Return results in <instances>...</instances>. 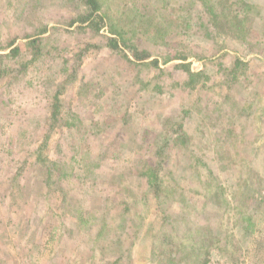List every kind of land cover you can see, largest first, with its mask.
<instances>
[{"label":"rangeland","instance_id":"1","mask_svg":"<svg viewBox=\"0 0 264 264\" xmlns=\"http://www.w3.org/2000/svg\"><path fill=\"white\" fill-rule=\"evenodd\" d=\"M181 1L103 0L125 29L143 37L150 27L140 47L150 57L138 62L128 50L131 65L108 48V23L78 28L79 0H0V54L47 28V46L68 52L77 78L63 96L77 116L55 128L49 95L69 75L0 82V264L264 261V0H221L217 18ZM165 22L173 26L163 39ZM180 64L207 73L206 87L176 89L187 77ZM182 134L192 140L174 143ZM41 151L62 169L57 184ZM162 151L165 187L187 189L160 203L139 173ZM78 210L90 223L65 219Z\"/></svg>","mask_w":264,"mask_h":264},{"label":"trees","instance_id":"2","mask_svg":"<svg viewBox=\"0 0 264 264\" xmlns=\"http://www.w3.org/2000/svg\"><path fill=\"white\" fill-rule=\"evenodd\" d=\"M86 8L84 13L79 15V21L80 26L78 28L83 30L92 29L96 32L101 31V29L107 25L109 27V32L111 36H107L106 42L108 48L111 49L112 52L115 54L120 55L122 58L126 59L128 63L133 65L134 62L129 60L127 57V52H131L134 56V60L136 61H145L150 57V54L147 50L140 48L141 42L146 38L151 36V30L150 27L144 29L146 30V33L142 37L141 34H139L137 28H131L125 29V26H123L124 22L123 19L120 18L121 16H117L119 18H113L109 14V10L107 7L103 4V0H79ZM197 1L201 3V7L198 13L204 14L207 13L208 16L217 18L218 14H216V10L214 7L218 5V3L221 2V0H191V3H194V6L197 5ZM181 6H184L182 1L179 0ZM249 6V5H247ZM246 6V7H247ZM216 8V7H215ZM164 14H161L163 16ZM147 17L142 16V20H145ZM165 18V17H163ZM170 22L172 20H169ZM174 21V20H173ZM77 21H74L76 23ZM175 22V21H174ZM143 23V22H142ZM172 23V22H171ZM173 24V23H172ZM175 24V23H174ZM171 24L165 22L164 25H161V37L164 39L168 32L171 31ZM192 24H187L186 28L190 29ZM46 27V26H45ZM200 27H204V24L202 23ZM176 28V27H175ZM47 28L43 29H37L35 30V33L33 36H26L27 41L15 46L14 48L10 49V52L7 54H0V82L3 80L6 81V84L15 83L19 78H23L29 75V73L33 72L36 75L38 72L44 73L45 71H48V75H52L53 77H57L58 75H69V79L64 80L61 85H58V88L56 92L53 95H49V101H50V118L48 119L49 122H51V127H62V121L63 120H69L72 121L75 119V116H77V113L73 111L74 109H69L68 111H64L65 107L63 98L66 88L65 86L72 85L76 82L77 78L75 76L74 68H68V58L67 56H63L64 54L68 53L66 50L61 49L62 47H49L47 46V43L49 42L48 37L46 36ZM14 45V42H11L8 46L11 47ZM6 46V47H8ZM129 50V51H128ZM54 52H58L55 53ZM28 56V57H27ZM22 57L26 58V61H19V59H22ZM63 58V63H62ZM171 58L166 57L165 62L168 63L171 61ZM59 62V66H57V63ZM56 63V66L58 68V73L54 72L52 69ZM136 63V62H135ZM157 61H154V64L157 66ZM240 61L238 60L236 65H239ZM178 69L183 70L187 77L182 83L175 84L174 87L176 89H181L183 91H191L195 92L198 90V88L206 87V83L209 81L210 76L207 73L203 72H194L190 68V64H180L176 66ZM237 67V66H236ZM71 69V72H69ZM232 72H235L236 69H232ZM71 79V80H70ZM81 90L83 92L82 86H80V90H78V93L81 95ZM244 111L246 110L243 108ZM65 117V118H64ZM185 115L181 117V122H179V129H184V121ZM168 124L171 125L172 121L171 119H168ZM66 126L73 128L76 127L75 124H66ZM177 130V131H178ZM174 132V131H173ZM176 133V131H175ZM181 139V144L184 145L186 143H189L192 138H189L186 136V134L180 135V138H176L174 140V143L179 144V140ZM170 142V140H168ZM225 145V144H223ZM168 146H171V143H167L165 148ZM222 147V146H221ZM42 151L39 154V163L43 165L47 169L48 174V180L49 184L55 183L57 184L58 181L63 177L62 175L58 176L56 180L55 175L61 174V168L55 167L56 162L53 160H50L48 156L40 157ZM164 155V151L161 152L160 159L157 161L158 164L156 166L150 165V164H143L142 172L139 173V177L141 179L146 180V184L151 192L157 197L162 198L163 196H166L169 193H175L179 194L181 196L184 195L186 191V187L179 188V190L174 189V192H170V187H165L167 185V182L162 179L161 177V171L163 167L162 157ZM198 160L202 161L201 158ZM48 164V168H47ZM52 168V169H51ZM56 173V174H55ZM57 181V182H56ZM187 204H190L189 199L186 201ZM160 203H162V200L160 199ZM82 210H78V212H75L74 215H72L71 211H65V219H71L77 220V224L86 225L90 223L91 219H89V216L83 215ZM166 219V216L164 217ZM105 229V228H104ZM49 231V230H48ZM153 229L150 227L149 232H152ZM51 236V234H50ZM109 238V236H108ZM165 239V238H164ZM168 239V238H166ZM165 239V240H166ZM48 242V241H47ZM112 243V242H109ZM111 246H114L113 244H110ZM129 255V254H128ZM171 257H168V263L172 261H177V264L183 259L181 257L177 260H173ZM129 257V256H128ZM233 258V256H231ZM123 258V256H120V259ZM232 258H228L230 260L231 264H234L235 261H237V264H245L244 261L241 260H234ZM234 262V263H233ZM229 261H227L226 264H228ZM261 264H264V261H260ZM236 264V263H235Z\"/></svg>","mask_w":264,"mask_h":264}]
</instances>
